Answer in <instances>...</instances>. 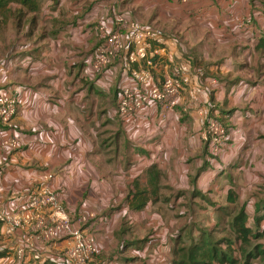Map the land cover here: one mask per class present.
<instances>
[{
	"label": "crops",
	"instance_id": "crops-1",
	"mask_svg": "<svg viewBox=\"0 0 264 264\" xmlns=\"http://www.w3.org/2000/svg\"><path fill=\"white\" fill-rule=\"evenodd\" d=\"M260 5L259 0H40L39 10L30 12L12 3L0 13V91L18 98V114L6 134L19 146L0 148V204L11 216L23 215L29 196L49 189L72 223L87 218L81 228L100 247L93 264H171L175 239L198 237L202 229L227 231L221 238L237 243L241 211L246 227L261 233ZM118 13L157 27L155 84L189 65L190 80L172 111L152 104L127 118L116 115L121 87L133 83L125 58L100 72L93 63L98 23ZM212 118L228 132L217 153L204 139ZM51 212L44 211L46 222ZM4 230L2 225L0 260L23 247L24 260L18 254L16 264H64L74 240L69 232L42 237L36 219L14 235ZM251 240L264 244V236ZM10 257L7 264H13Z\"/></svg>",
	"mask_w": 264,
	"mask_h": 264
},
{
	"label": "built area",
	"instance_id": "built-area-1",
	"mask_svg": "<svg viewBox=\"0 0 264 264\" xmlns=\"http://www.w3.org/2000/svg\"><path fill=\"white\" fill-rule=\"evenodd\" d=\"M190 3L194 0H176ZM99 43L95 51L93 68L100 72L113 64H121L125 58L127 70L133 77L132 84L123 85L119 92L115 113L120 118L135 115L146 107L157 104L162 111H172L179 103L181 95L190 78L188 64L180 65L173 74L161 84L153 82L152 67L156 66L155 57L159 49L154 48L158 32L150 24L131 18L124 13L108 16L99 21ZM136 66V67H135ZM18 98L11 92L0 91V148L16 149L19 141L7 135L12 119L18 114ZM228 135L227 127L217 118H212L204 130V139L209 142L214 153L219 152L222 143ZM51 209L49 221L43 214ZM23 215L11 216L6 207L0 204V221L5 225V234L14 235L18 230H24L28 222L37 220V226L42 237L52 239L58 234L69 232L74 238L72 245L62 256L64 264H93L95 256L100 252L96 237L84 233L82 225L86 217L76 222L58 205L56 196L47 188L32 193L25 203ZM26 243H30L27 240ZM21 258L24 248L18 251Z\"/></svg>",
	"mask_w": 264,
	"mask_h": 264
},
{
	"label": "trees",
	"instance_id": "trees-1",
	"mask_svg": "<svg viewBox=\"0 0 264 264\" xmlns=\"http://www.w3.org/2000/svg\"><path fill=\"white\" fill-rule=\"evenodd\" d=\"M12 3L26 6L30 12H37L40 8V0H0V13H7L10 10L9 6ZM153 27L157 30V32H159L157 27L155 26ZM260 45L264 46V36L260 41ZM117 104H118V99H117ZM144 205L145 203H143L142 206ZM246 220L247 218L243 211L239 212L238 215L236 216L235 223L236 225H238L237 230H235L237 234V241H238L237 243L235 242L234 239L230 237L223 239L220 237V240L215 241L214 236L215 233L218 232V228H215L214 230L202 229L198 237H192L190 234L189 241L191 240L193 241L192 243L189 244L190 245L189 248L186 245L189 241L187 240L183 241L182 236L177 237L175 239L176 243L174 244L173 259L171 261V264H205L208 262H214L215 260L217 261L227 260L226 262H233V263L236 262L235 255L231 251H229V253H226L224 251L218 253V249H217L218 243L225 244L226 246L230 245V247H227L229 248V250H233V248H235V244L240 245L238 249L241 247L243 248L247 245L248 248L246 251L247 259L244 262V264H250L251 261L249 258L251 259L252 258L254 259L255 257L260 258L264 254V244H260V243L253 244L251 240L252 238L257 240L263 237L264 230L261 233L258 232L253 234V231L250 228L246 227L245 225ZM2 225L3 223L2 221H0V231L2 229ZM111 262L114 261L110 260V262H106V263L104 262L103 264H111Z\"/></svg>",
	"mask_w": 264,
	"mask_h": 264
},
{
	"label": "rangeland",
	"instance_id": "rangeland-1",
	"mask_svg": "<svg viewBox=\"0 0 264 264\" xmlns=\"http://www.w3.org/2000/svg\"><path fill=\"white\" fill-rule=\"evenodd\" d=\"M259 1H261L262 2V5H260V9H262V11H264V0H259ZM187 200V197H186V199L184 200V201H186ZM180 203H179V200H176L175 201V207H176V210L177 209H179L180 208V205H179ZM178 211H176V213H177ZM177 215V214H176ZM189 215H190V213H189ZM192 215V214H191ZM187 216V215H186ZM195 216L194 215H192V223H190L191 225L190 226H196V227H191V228H194L195 229V231L197 232V230H198V225H199V223H195L194 222V220H195ZM176 227H179V225L177 226L176 225ZM213 227H215V226H213ZM217 227V226H216ZM218 227H219V225H218ZM215 229V228H214ZM186 230H189V228H187ZM229 235V232H225V233H221L220 232V230H218V233L216 232L215 233V236H214V240L215 241H217V240H220V237H222L223 235ZM191 236L192 237H194L192 234H191ZM187 241H189V239L187 240ZM192 241L193 240H191V241H189L186 245H187V247L189 248V244L190 243H192ZM226 241H228V240H226ZM254 244V243H253ZM3 244L1 243L0 244V247L2 246ZM228 245V244H227ZM240 245L239 244H235V248H233V250H229V248H227V247H230V245L229 246H226L225 244H222V243H218V246H217V249H218V253H221V251H224V252H226V253H229V251H231L232 253L234 252V251H237V254H235L234 253V255H235V261L236 262H226L225 260H223V261H221V260H215L214 262H208V263H205V264H244V262L246 261V259H247V256H246V251H247V245L245 246V247H241V248H239L238 249V247H239ZM4 253V252H3ZM17 255V257H18V254H16ZM16 255L15 256H13V255H9V257H5L4 259H2V260H0V264H7V261H8V259L10 258L11 259V257L10 256H12L13 258H14V261H13V264H16V262H17V257H16ZM233 255V254H232ZM19 257H21V256H19ZM18 257V258H19ZM22 260H24V256L21 258ZM250 259V261H251V263L250 264H264V254L260 257V258H249ZM135 260V259H134ZM250 261H248V262H250ZM142 262V263H141ZM148 262L146 261V260H143V261H140V262H137V261H132V264H147ZM126 264H128V262L126 263Z\"/></svg>",
	"mask_w": 264,
	"mask_h": 264
}]
</instances>
